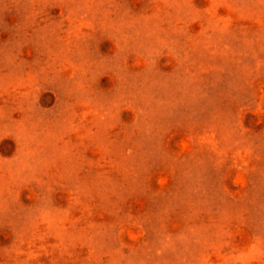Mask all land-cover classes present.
Instances as JSON below:
<instances>
[{"label":"rangeland","instance_id":"1","mask_svg":"<svg viewBox=\"0 0 264 264\" xmlns=\"http://www.w3.org/2000/svg\"><path fill=\"white\" fill-rule=\"evenodd\" d=\"M0 264H264V0H0Z\"/></svg>","mask_w":264,"mask_h":264}]
</instances>
